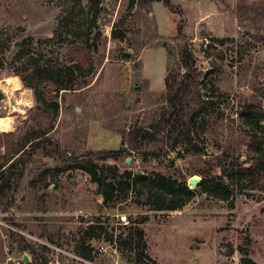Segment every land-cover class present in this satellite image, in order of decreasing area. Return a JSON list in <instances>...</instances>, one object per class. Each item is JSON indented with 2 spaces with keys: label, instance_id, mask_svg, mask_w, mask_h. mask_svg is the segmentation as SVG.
<instances>
[{
  "label": "rangeland",
  "instance_id": "374dc122",
  "mask_svg": "<svg viewBox=\"0 0 264 264\" xmlns=\"http://www.w3.org/2000/svg\"><path fill=\"white\" fill-rule=\"evenodd\" d=\"M171 1L184 18L163 3L152 7L143 6L142 0H101L99 49L92 53L95 73L86 80L89 86L61 92L51 137L68 155L80 157L88 151L119 150L120 133L155 124L165 108L168 60L167 51L155 46L175 38L184 19V33L202 75L199 94L208 102L200 114L208 124L199 119L193 146L157 145L118 162H94L93 169L117 183L127 173L164 175L186 183L195 198L181 211H150L137 207L140 200L149 201V194L135 189L126 201L106 208L89 173L77 168L50 172L59 162L40 151L20 184L12 186L8 211L7 199H0V264L9 257L17 262L9 264H24L26 255L32 262L30 252L21 251L18 235L35 246L42 264H85L77 253L84 243L95 249L96 264H242L241 249L264 264V192H254L255 199L237 195L224 202L188 183L192 177L207 180L206 185L219 183L216 158L228 148L238 150L246 162L248 147L241 143L246 127L239 115L248 104L264 105V0ZM94 6L95 0H0V119H11V125L0 128V137L13 134L4 138L1 156L13 154L22 138L39 129L42 118L34 91L21 79L33 82V58L56 68L76 64L68 62V54L73 46L83 45L84 37L77 40L76 34L87 28ZM60 36L67 41L62 43ZM21 50L25 56L18 59ZM121 215L128 216L129 225L119 223ZM95 225L116 242L108 243L110 235L101 230L89 235ZM131 228L144 231L149 259L141 256L140 262L139 249L120 248L117 238ZM133 240L137 242L136 235ZM100 245L108 247L106 253L97 251Z\"/></svg>",
  "mask_w": 264,
  "mask_h": 264
},
{
  "label": "trees",
  "instance_id": "16d2710c",
  "mask_svg": "<svg viewBox=\"0 0 264 264\" xmlns=\"http://www.w3.org/2000/svg\"><path fill=\"white\" fill-rule=\"evenodd\" d=\"M135 2L136 0H133V4ZM153 3H163L166 8L180 13L184 18L183 12L172 5L171 0H142L143 6H149ZM100 6L101 0H95L91 21L83 33L78 32L76 34L77 40L84 37L83 45L73 46L68 54V62H75L76 64L71 66L65 64L63 67L56 68L51 65L40 64L39 59L33 58L35 61L31 73L33 82L27 84L25 79L21 78L26 87L34 91L40 110L38 116L42 119L38 121L39 129L22 138L13 154L0 155V199L3 197L7 199L6 211L11 208L13 203V200H8L13 197L10 195L14 191L12 186L20 184L24 178L27 165L40 151L43 157L59 162L58 167L55 170H50V172L60 174L77 168L89 173L93 182L99 186V194L103 197V205L106 208L113 209L117 204L126 201L129 192L135 189L146 191L149 194V201L141 202L140 200L137 202V207L144 208L147 206L150 211H181L195 198V193L186 183L178 184L177 181L164 175L143 176L127 173L126 177L117 183L107 182V176L104 172L100 175L93 169L94 162H118L126 155L142 153L157 145H162V147L167 145L172 149H175L179 144L185 147L193 146L194 128L201 122L204 125L208 124L207 118L200 114L203 109L207 108L208 102L199 94L202 75L197 69L195 55L184 33V19L179 24L178 35L175 38H170L169 42L155 46L163 47L167 51L168 58L166 91L162 95L165 108L155 124L149 128L134 127L128 132L120 133L123 137V143L119 150L88 151L80 157L75 154L68 155L61 145L51 137L54 125L60 116L61 106L58 100L61 92L67 94L89 86L86 80L95 73L92 53L99 49L97 40L101 36L98 27V19L102 12ZM96 32L98 35L95 43H91V38ZM112 38H118L115 31L112 33ZM119 38L125 39L124 35ZM60 41L65 43L67 40L60 36ZM51 42H53V38L47 41V43ZM24 56V50H21L17 58L22 59ZM43 84L45 88L42 87ZM239 116L242 124L247 128V130L244 128V141L241 140V143L248 147L246 162L245 160L242 162V156L239 155L238 150H229L228 148L216 158V168L221 174L216 178L220 182L216 185H206L207 180H202L199 184L202 191L208 196L224 202H232L237 195L255 199L254 192L257 190L264 192V186H260L264 181V105L248 104ZM46 119L49 121L45 122ZM199 119H202L200 123L198 122ZM12 136L13 134H7L0 137V151L2 148H6L4 138ZM247 165L250 167H246ZM112 168L117 171L116 167ZM194 173L205 177L202 171H195ZM12 181L14 184H11ZM123 193L126 196L119 197ZM97 230L110 235V238H106L108 243L116 242L114 235L106 232L107 230L103 227L91 226L88 234L93 235ZM134 235L138 238L137 242L133 240ZM18 236L21 238L19 242L21 251H29L32 255V262L29 264H42L41 254L35 246L30 244L25 237ZM91 239H96V237L92 236ZM117 241L121 249L128 251L139 249L141 251L138 256L140 262L142 261L141 256L149 259V256L145 254L143 230L131 228L127 236L120 235ZM248 244L250 245V243ZM240 251L243 255L242 264H258L249 258L244 249ZM77 253L84 260H95V249L87 243L82 244Z\"/></svg>",
  "mask_w": 264,
  "mask_h": 264
},
{
  "label": "built area",
  "instance_id": "2783aa9c",
  "mask_svg": "<svg viewBox=\"0 0 264 264\" xmlns=\"http://www.w3.org/2000/svg\"><path fill=\"white\" fill-rule=\"evenodd\" d=\"M119 223L122 224V225H129L130 221H129L128 216L127 215H121L119 217ZM107 250H108V247L106 245H100L99 248H97V251L101 252V253H106ZM82 261L85 264H96L93 261H87V260H82ZM22 262H23V259H22ZM9 263H17V262H16V260H14L11 257H9L5 264H9Z\"/></svg>",
  "mask_w": 264,
  "mask_h": 264
},
{
  "label": "water",
  "instance_id": "95a60500",
  "mask_svg": "<svg viewBox=\"0 0 264 264\" xmlns=\"http://www.w3.org/2000/svg\"><path fill=\"white\" fill-rule=\"evenodd\" d=\"M132 53V51H131ZM242 162H244V159H242ZM140 175V173H139ZM189 185L192 187V189H196L198 187V185L200 184V180L197 177H192L189 181H188ZM195 247H199L198 244H195ZM30 259L29 257L26 255L25 257H23V263L24 264H29Z\"/></svg>",
  "mask_w": 264,
  "mask_h": 264
},
{
  "label": "bare ground",
  "instance_id": "6f19581e",
  "mask_svg": "<svg viewBox=\"0 0 264 264\" xmlns=\"http://www.w3.org/2000/svg\"><path fill=\"white\" fill-rule=\"evenodd\" d=\"M10 91V86L7 88ZM8 123L11 125V119L3 118L0 119V128H5ZM6 131V130H5Z\"/></svg>",
  "mask_w": 264,
  "mask_h": 264
},
{
  "label": "crops",
  "instance_id": "0c3cea01",
  "mask_svg": "<svg viewBox=\"0 0 264 264\" xmlns=\"http://www.w3.org/2000/svg\"><path fill=\"white\" fill-rule=\"evenodd\" d=\"M154 4H155V3L152 4V7H153ZM153 16H154V15H153ZM172 36H175L174 33L172 34ZM167 37H170V36L168 35Z\"/></svg>",
  "mask_w": 264,
  "mask_h": 264
}]
</instances>
